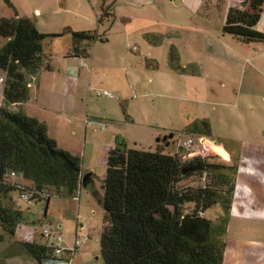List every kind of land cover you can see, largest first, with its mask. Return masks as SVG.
Listing matches in <instances>:
<instances>
[{"label":"rangeland","instance_id":"rangeland-1","mask_svg":"<svg viewBox=\"0 0 264 264\" xmlns=\"http://www.w3.org/2000/svg\"><path fill=\"white\" fill-rule=\"evenodd\" d=\"M50 3H52L51 0H0V19H12L18 15L20 18L29 19L34 23L37 20L41 28L45 27L43 29L58 31L60 28L55 24L58 23L61 16L44 11L46 7L50 6ZM249 3L250 0H204L199 13L191 15L185 5L175 6L174 0H163V4L160 6L159 21L155 26L159 25L160 31H169L173 36L164 38L162 46L156 47L151 52L158 60L157 73L145 70L146 83L140 82L132 86L134 101L127 103H130L131 112L136 121L148 118L153 122L175 121L180 124L185 120L192 119L195 114H217L222 107L232 114L235 111L233 104L236 103V95H241V104L246 107V111L241 112L247 114L249 120L251 118V128L255 129H251L252 132L248 133V136L253 137L250 141L255 143L257 138L264 137L262 134L264 131V43L244 45L223 32L228 8L244 10L248 9ZM36 9L45 13L43 17L34 18ZM147 16L151 18L148 11ZM147 21L149 19L146 18ZM133 26L134 24L131 29ZM263 28L264 15L257 30L263 31ZM122 30L124 27L120 25V22H117L106 33L110 41L111 52L121 51L127 39L121 33ZM135 38L138 39L136 40L137 44L140 43V46H144V50L141 52H145L147 43L143 41V38L130 37V39ZM50 41L48 43L50 49L45 47L46 51L49 54L51 50V64L60 69L63 63V53L72 42L71 37ZM7 44L8 40L0 37V54L6 50ZM171 45L176 47L178 56V61L173 64H200L203 75L197 74V66H189L184 73L176 72L174 74L168 66ZM145 53L147 55L149 52ZM2 78L3 75L0 72V107H5ZM152 79L154 82L148 83ZM104 90L98 89L96 92L86 90L84 92L83 98L86 101L83 106L84 112L90 122L95 124L89 126L87 131L83 127L77 130L76 135L71 134V126L75 121L70 115L47 116L51 124L50 135L58 139L62 149L77 155L81 160L82 172L85 176L91 175L89 187L82 186L75 200L52 197L48 207L47 220L43 218L44 203L35 205L20 203L23 211L28 214L37 237L42 233V225L48 222L52 225L53 232L61 235L63 239L61 246H65V242H67L70 252L76 248L73 264H105L100 252L104 213L96 195H102L107 157L112 147V144L108 145L111 143L114 128L119 129V135L125 139L121 138L129 149L143 151L156 149L154 134L158 131L156 129L155 131L146 130L139 127L138 124L135 126L127 124L126 118L121 115V109L115 100L106 97ZM114 95L117 97L116 92ZM175 95H184L185 100L174 101L173 96ZM13 108L15 107L12 106L8 109L12 111ZM27 113L34 117L41 114L35 103L28 106ZM117 119L121 122L114 124L116 127L112 126V121ZM217 123L218 121L214 125L215 131H218ZM101 124H105L106 129H102ZM175 127L177 141L169 143L171 148H167L168 153L178 152L179 157L184 161L202 157L206 158L209 163L237 167L232 203L235 207V218L231 221L230 218L228 220L232 238L228 244L229 254L233 246L240 245L244 249L252 248L257 253L256 257L261 259V254L264 252L260 250L259 245L252 246L251 244L264 243V197L258 196L264 194V150L254 148L249 149V152V150L236 148L228 150L231 151L229 152L230 157L226 159L212 143L209 144L204 139L202 140L209 136L188 132L183 135L181 132L183 126ZM241 129L234 123L227 127L229 133L244 137L247 135L244 131L248 128ZM216 133L218 134V132ZM187 138H192L195 145L189 149L180 148V143ZM161 145L166 147L163 143ZM242 164V171L238 175V169ZM204 184V177L196 176L183 181L180 187H198ZM13 197L18 201V194H13ZM193 209V204L185 205L186 212L191 213ZM202 216L218 223L225 213L222 206L218 204L203 213ZM60 225H63V228L60 229ZM20 234V236L23 235L22 232ZM16 243L18 244V242ZM227 264H231L230 259Z\"/></svg>","mask_w":264,"mask_h":264},{"label":"trees","instance_id":"trees-1","mask_svg":"<svg viewBox=\"0 0 264 264\" xmlns=\"http://www.w3.org/2000/svg\"><path fill=\"white\" fill-rule=\"evenodd\" d=\"M263 8L264 0H250L246 10L230 8L224 34L244 45L264 43V28L257 30ZM66 33L43 34L33 21L18 15L0 19V37L8 40L0 54L5 101L0 107V241L15 238L25 222L20 204L24 195L29 197L24 203H44L46 214L52 197L75 199L81 188V160L49 137L45 123L8 109L29 101V84L40 72L51 70L45 45ZM70 34L71 55L87 57L83 43H91L96 35ZM187 132L211 135L207 122L197 121ZM174 138L158 139L154 151L129 149L118 138L110 150L102 195H96L104 213L100 252L105 264H224L237 167L202 157L184 161L178 152H167ZM194 166L202 170H187ZM196 176L204 177L203 186L180 187ZM187 204L194 205L191 213L185 211ZM218 204L225 213L218 223L202 216ZM22 247L38 264L52 261L51 250L41 242H23Z\"/></svg>","mask_w":264,"mask_h":264},{"label":"crops","instance_id":"crops-1","mask_svg":"<svg viewBox=\"0 0 264 264\" xmlns=\"http://www.w3.org/2000/svg\"><path fill=\"white\" fill-rule=\"evenodd\" d=\"M51 2L50 6L48 8L46 7L44 11L56 14L59 17L61 16L58 23L55 24V26L60 29L58 31H53L54 29H43L45 27L41 28L36 20L35 24L38 30L46 35H56L67 32L64 37H71L72 42L67 46L65 53H63V63L60 69H57L51 64V50L49 54L46 51V48L49 47L50 49V45H45V55H47V62L51 70L39 73L37 78L29 84V101L22 106H13L15 108H13L12 111H22L27 116L37 119L38 122L45 123L48 128L49 137L54 139L59 147L58 139L50 135L51 124L47 116L64 117L70 115L75 121L71 126V134L76 135L77 130L83 127L87 131L89 126L95 124L90 122L89 117L84 112L83 106H85L84 103L86 102L83 98L84 92L86 90L96 92L98 89H105L104 92L110 94V96L106 97L115 100V103H117L118 107L121 109V115L126 118L127 124L133 126L138 124L139 127L146 130L155 131L156 129L158 131L154 134L156 146L158 139H163L171 134L175 136L173 142L177 141V130L175 126H183L181 132L185 135L187 134V129L198 121L207 122L211 129V135L202 138V140L204 139L206 143L209 144L212 143L216 150L226 159L230 157L229 152L231 151L228 150L236 148L243 150L254 148L264 150V137L262 139L261 137L257 138L255 143L250 141L253 137L251 135L248 136V133H251V129L253 128H251L252 126L250 124L251 118L249 120L248 115L241 112L243 110L246 111V107L241 104V95H236V103L233 104V106H235V111L232 114L230 112L228 113L225 107L224 109L222 107L217 114H195V117L185 120L180 124H177L175 121L153 122L148 118L136 121L131 112V105L127 103L128 101H134V97H132V86L140 82L146 83L144 79L145 70L157 73L159 69L158 60L151 52H153L156 47L162 46L164 38L166 39L173 36L169 31H160L159 25L157 27L155 26L159 21V12H161L160 6L163 4V0H51ZM174 4L175 6L185 5L188 7L191 15H197L202 9L201 6L204 4V0H174ZM230 8H228V10ZM147 11L151 14V18L147 16ZM34 14V18L38 19L43 17L45 13L43 14V11L36 9ZM263 15L264 8L262 17ZM146 18L149 19V21L146 22ZM117 22H120V25L124 27L121 33L124 34L127 39L121 51L111 52V48L109 47L110 41L106 33L109 32ZM133 24V29H131ZM82 32L96 35L95 40L91 43H83V46H87V57L71 55L73 39L70 33ZM132 36L143 38V41L147 43L148 46H146L147 49L145 51L149 52L147 55L145 52H141V50H144V46H140L139 41V44L136 43L138 39H130ZM59 39L60 38L53 40L58 41ZM168 61L169 69L174 74H176V72L184 73L189 66H197V74L203 75V69L200 64H173L178 61L177 50L174 45H171L169 49ZM153 82L154 80L152 79L148 83L151 84ZM114 92L117 93V97H115ZM179 96L180 95L173 96L174 101L182 102L185 100L184 95L180 96V98ZM32 103L36 104L41 112L40 115L34 117L27 113V108ZM88 106L87 104L86 107L88 108ZM230 106H232V104H230ZM140 116L142 117V113ZM217 121L218 131H215L214 125ZM112 122V126L116 127L114 124L120 123L121 120L119 121L117 119ZM231 123H234L235 126L243 130L248 128L244 131L247 135L244 137L240 135L239 137V135L229 133L227 127H229ZM103 125L104 129H106L105 124H101V128L103 129ZM216 132H218V134ZM262 134L264 136V131ZM119 137L123 138L119 135V129L114 128V133L111 136V143L108 145L110 146L112 144L110 150L115 147ZM123 140L125 139L123 138ZM60 148L62 149V147ZM67 152L77 157L75 153L71 151ZM246 153H248V151H246ZM242 166L243 164L238 169V175L242 171ZM82 176H85L84 172H82ZM20 183L24 186H31V183L28 181L21 180ZM258 196L263 198L264 194H259ZM25 214L26 220L20 225L15 238L10 239L5 237L3 241H0V264H38L26 253L22 247V243L38 241L44 244V239L41 234L37 237L36 232L32 228V223L30 222L28 214ZM234 214L235 207L232 205L229 215L230 221L235 218ZM43 218L47 220L48 213H44ZM59 228H63V225H60ZM20 232H22L23 237L20 236ZM230 232L231 228L229 225L224 239L226 243L224 264H227L229 259L231 264H264V253L261 254V259H259V257H256L257 253L252 250V248L248 250L240 245L237 247L233 246L229 254L228 244L230 240H232ZM0 234H2L1 228ZM19 238H22V240H19ZM16 242H18V244ZM251 245H259L258 247H260V250L264 252V243H255ZM68 246L69 243L65 242V246L62 247L68 250ZM74 254L70 255L71 264H73L74 261ZM44 264H47V262Z\"/></svg>","mask_w":264,"mask_h":264},{"label":"built area","instance_id":"built-area-1","mask_svg":"<svg viewBox=\"0 0 264 264\" xmlns=\"http://www.w3.org/2000/svg\"><path fill=\"white\" fill-rule=\"evenodd\" d=\"M105 95L110 96L108 93H105ZM102 127L104 128V125ZM194 145L195 141L192 138H187L180 143V148L189 149ZM12 177L14 178L15 175L13 174ZM21 201L29 202V197L24 195ZM41 236L44 239V244L46 247L51 250L52 261L47 262V264H71L70 255L76 252V248L73 250V252L64 249L61 246V242L63 241L61 235L53 232L52 225L50 223L46 222L42 225Z\"/></svg>","mask_w":264,"mask_h":264},{"label":"water","instance_id":"water-1","mask_svg":"<svg viewBox=\"0 0 264 264\" xmlns=\"http://www.w3.org/2000/svg\"><path fill=\"white\" fill-rule=\"evenodd\" d=\"M187 170L192 171V172H197V171L202 170V167L194 166V167L188 168ZM90 183H91L90 174H88L86 176H82V178H81V187L84 186V187L87 188V187H89Z\"/></svg>","mask_w":264,"mask_h":264}]
</instances>
